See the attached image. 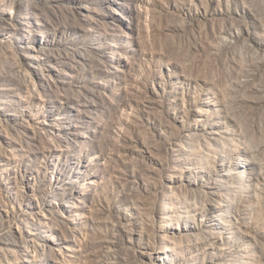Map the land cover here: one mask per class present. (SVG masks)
Instances as JSON below:
<instances>
[{"label":"rangeland","instance_id":"374dc122","mask_svg":"<svg viewBox=\"0 0 264 264\" xmlns=\"http://www.w3.org/2000/svg\"><path fill=\"white\" fill-rule=\"evenodd\" d=\"M0 264H264V0H0Z\"/></svg>","mask_w":264,"mask_h":264}]
</instances>
